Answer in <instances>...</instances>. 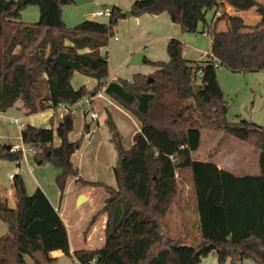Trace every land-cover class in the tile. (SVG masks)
I'll return each mask as SVG.
<instances>
[{
    "label": "trees",
    "instance_id": "trees-1",
    "mask_svg": "<svg viewBox=\"0 0 264 264\" xmlns=\"http://www.w3.org/2000/svg\"><path fill=\"white\" fill-rule=\"evenodd\" d=\"M222 1L136 0L132 16L167 13L185 32L209 34L213 51L200 61L187 59L183 41L173 37L167 62L145 58L157 67L153 73L109 81L108 54L101 49L126 18L121 7L113 4L106 22L86 19L68 27L62 6L74 0H0V113L19 102L26 115L69 107L104 88L140 125L127 149L109 117L118 159L116 186L105 185L101 212L107 213V222L100 248L71 252L68 227L58 210L41 188L29 194L18 175L17 210L0 211L8 228L0 237V264H27V256L33 264H53L57 258L51 252L56 250L83 264H201L211 253L217 254L219 264L228 259L232 264L245 259L264 264V124L228 120L229 104L217 76L220 66L264 71V20H237L219 29L213 22L225 13ZM252 1L264 13V5ZM30 5L39 7L35 22L21 18ZM209 13L214 17L208 18ZM75 72L95 78L97 86L75 89ZM55 113L50 122L58 116ZM75 115L63 114L56 128L29 124L21 131L25 144L43 148L35 154L37 160H51L60 169L57 182L62 193L69 177L79 179L72 156L81 144L69 140ZM203 129L222 131L258 149L259 174L237 175L212 161L194 160ZM55 136L60 140L57 146ZM22 157L9 144H0V160L20 164ZM189 178L199 217L200 241L195 245L174 242L166 228V217L181 196L180 185Z\"/></svg>",
    "mask_w": 264,
    "mask_h": 264
},
{
    "label": "rangeland",
    "instance_id": "rangeland-1",
    "mask_svg": "<svg viewBox=\"0 0 264 264\" xmlns=\"http://www.w3.org/2000/svg\"><path fill=\"white\" fill-rule=\"evenodd\" d=\"M115 1L107 0V4L112 6ZM236 1L238 6L242 4L241 6L243 7L239 6L241 9L244 11L248 10L247 17L251 18V22H255L256 20L252 15L254 13H252L251 9L255 12L262 11V9L259 6H255L252 0ZM256 1L264 3V0ZM96 2L97 0H89L80 4H64L62 11L63 20L66 25L73 27L80 23V21L86 20L88 18L87 14L91 10L97 6H99L98 8L103 7L100 3L96 4ZM208 17L211 18L212 13H209ZM95 18L97 20L109 19L105 16ZM38 19L39 7L36 5L27 7L23 21L35 22ZM117 29L118 26L115 30V35L109 41L110 45L117 42L115 40L116 36L122 40ZM186 33V37H192L191 39L193 40L192 42L186 41L190 40V38H185L184 48L187 51L185 52V57L191 60L207 58L212 47L211 37L202 33ZM113 65L115 64L113 63ZM77 75H80L81 78L86 77L81 74ZM217 76L228 100V120L247 119L263 125L264 71L239 72L231 70L226 66H220L217 69ZM89 78L93 81V78ZM73 82L78 86L75 78ZM87 84L90 85V83ZM105 104L104 100H98L95 108L93 105V111L97 112L99 123L91 120V112L88 111L83 102L73 107V112L76 114L75 125L74 131L69 134V140H79L81 144L80 148L72 156V161L79 170V179L69 177L63 193L57 182L60 169L48 159L39 163L40 161L37 160L36 155L29 150L23 153L19 165L16 162L5 161L0 166L1 184L9 186L11 182L9 175L16 170L17 174L24 179L25 187L29 194H32L39 187L48 195L54 206L60 208L65 217L70 231L71 243L77 249L88 248V246L98 247L103 244L105 228L102 224L101 216L103 212H101V209L105 204V197H107L105 185L115 186L114 166L118 159V152L112 140L109 117L111 118L112 116L113 123L118 126L124 147L127 149L133 144L132 134L138 126V121L135 118L126 117L115 110L109 116L103 107ZM50 110L52 113L56 112L58 114L54 118V121L50 122L49 120V124L56 128L63 115L60 114L58 109ZM45 115H33V124L44 128L49 126L48 121H46L47 119L44 118ZM14 116H19V118L23 119L26 114L17 113ZM12 118L14 117L12 116ZM20 133L21 128L16 124L10 123V116H0L1 143L9 145L20 144L26 148H31V145L25 144L22 141ZM202 133L200 147L192 153L194 160L217 161L227 168H232V171L238 175L259 173L258 149L234 137H224L222 131L219 130L203 129ZM91 134L92 137L90 138ZM59 143V138L55 136L54 145L57 146ZM36 150L38 154L43 152V148H37ZM242 160L248 161V168H242ZM187 173L190 175L189 170H187ZM180 186L181 196L176 199L175 205L166 217L167 233L174 242L195 245L200 241V234L198 230L199 217L194 186L191 184L190 178ZM12 188L10 187L13 191ZM87 191L91 193L89 197L83 194ZM13 194L11 193L12 197H14ZM81 195L87 196V199L78 205V199ZM92 231H95L94 243H90L88 240V234ZM25 259L27 260V264H33L30 257L27 256ZM53 264L76 263L72 256L61 253ZM201 264H219L217 254L211 253L204 257ZM225 264H232V262L228 259ZM242 264L258 263L253 259H245Z\"/></svg>",
    "mask_w": 264,
    "mask_h": 264
},
{
    "label": "crops",
    "instance_id": "crops-1",
    "mask_svg": "<svg viewBox=\"0 0 264 264\" xmlns=\"http://www.w3.org/2000/svg\"><path fill=\"white\" fill-rule=\"evenodd\" d=\"M87 1H89V0H87ZM135 1L136 0H116L113 4L121 7L123 9V11H126V10H130L131 6L133 5L132 3H134ZM222 2L226 6L225 7V13L222 14V18L218 14L215 18V21L213 22L214 23L213 25H215L216 27L221 29V28H227L229 24L232 25L237 20L242 21V23L243 22L251 23V18L247 17V11L248 10L244 11L243 9L240 8V7H243V6H241L242 4L239 5L240 6L239 7L236 4L237 3L236 0H223ZM258 2L264 5V3H262L261 1H258ZM99 3H100V5L103 6L102 8L111 7V5L107 4V0H97L96 4H99ZM113 4H112V6H113ZM238 4H240V3H238ZM98 7L99 6H97L95 9L91 10L90 13L87 14V17H88L87 19L96 20V18L93 16V12L98 10V9H101ZM26 10H27V8L25 10H23V12H22V16H21L22 20H23V17L25 16ZM251 10H252V13H254L252 15L254 16L256 21L264 20V13L262 11H256L255 12V11H253V9H251ZM223 15H224V17H223ZM213 17L214 16L212 15L211 18H213ZM98 21L106 22V21H108V19L98 20ZM25 22H31V21H25ZM117 30H118V33L120 34V36L122 37V40L119 39L118 36H116L115 37V40L117 41L116 43L111 44V45L109 44L107 47L101 49L102 53L108 54L109 81H113V80H116L118 78L131 80V78L136 73H142V74L144 73L146 75L151 74L157 69V67L151 63H146L145 58H147L153 62H157V61L167 62L169 60V55L167 52V45H168V41L170 40V38H173V37L178 38V39L182 40L183 43L185 41V38H190V40H186V41L192 42V40H193V39H191L192 37H186L187 33L182 29V27L178 23H174L167 13H162L159 15L145 13L141 16H131L130 18L128 16H126V18L120 20ZM204 34L210 36L209 34H206V33H204ZM211 43H212V47L210 49L211 52L208 54H211L213 51V39H211ZM185 52H187V51L184 48V56H185ZM137 53H143L144 54L142 63L141 64L130 63L132 57ZM202 56H203V54H202ZM200 60H203V59H200ZM200 60H196V61H200ZM113 63L115 65H113ZM77 74H81V73L75 72L73 75V78H72V85L75 89H78L81 86H85L87 89L90 90V89H93L97 86L98 81L95 78H93V81H91V79L88 76L81 78V76L77 75ZM81 75L83 76V74H81ZM74 78L76 79L78 86H76L74 84V82H73ZM87 83H90V85H88ZM93 100H94V108H95L96 104H98V100H104L106 104L103 107L109 116L115 110L117 113H121L126 117L127 116L133 117L130 113H128L121 106L116 104L112 99H110V97L105 94L104 88L96 96H94ZM17 113L18 114L25 113L20 108V102L17 103V105L15 107L8 109L6 112L0 113V116H4V115L10 116V123H12L11 122L12 116L14 118L15 117L19 118V116H14ZM41 114H46L44 118L47 119L46 121H48V124H49V120H50L53 113L50 109H47V110H44V111H41V112H38L35 114H31V115L28 114V116L27 115L24 116V118H25V119L23 118L24 120L21 118L22 123H23V125L21 127V131L29 124L35 125L32 122V116L33 115H41ZM111 118H112V116H111ZM133 118H135V117H133ZM136 121H137V119H136ZM97 122L99 123V118H98ZM137 125L138 126L136 127V130L132 134L133 136L135 133H137L140 130L139 122L137 123ZM35 126H38V125H35ZM50 126L51 125L49 124V126H47V127H50ZM117 128H118V126H117ZM202 134H201V139H202ZM20 137H21V133H20ZM91 137H92V134L90 135V138ZM54 142H55V139H54ZM0 144H6V143L0 142ZM11 145H13V144H10V146ZM213 154H214V152H213ZM5 161H7V160H0V166H1V163L5 162ZM242 161H243L242 168L249 166L248 161H246V160H242ZM214 163H216L219 168L227 169L229 171L233 170L232 168L225 167L223 164H221L217 161H214ZM16 164H18V163L16 162ZM0 170H1V167H0ZM232 172H234V171H232ZM9 176L11 179L9 186L1 184V181H0V211L17 210L16 209L17 208V202H16V196H15V184H14V179L16 176H18L16 170L13 173L11 172V174ZM109 186H112V185H109ZM115 186H116V184H115ZM10 187H13L12 188L13 191L10 189ZM11 193H14L13 194L14 197L11 196ZM83 194H85L89 197V195L91 193L89 191H87V192H84ZM105 199H106V197H105ZM49 200H50V198H49ZM51 203H52V201H51ZM53 206H54V204H53ZM56 209L58 210L60 216L62 217L66 227H68V223H67L65 217L63 216L62 212L60 211V208H56ZM101 219H102L103 227L105 228L106 222H107V213H103L101 216ZM0 231H1L0 237L3 236L4 234H6L8 231L6 224L1 220V218H0ZM67 231H68V236H69V243H71L69 227L67 228ZM88 235H89L88 240L90 241V243H92V242L94 243L93 240L95 238V236H94L95 231H92ZM168 236H169V234H168ZM169 238L172 239L170 236H169ZM104 241H105V235L103 237V244H104ZM72 244L73 243L70 244V251L71 252H74L75 250H80V248L79 249L74 248V246ZM101 246H98V247H94V246L89 247L88 246V248H83V249L91 250V249L100 248ZM61 253H63L61 250L53 251V252H51V257L57 258V256Z\"/></svg>",
    "mask_w": 264,
    "mask_h": 264
},
{
    "label": "built area",
    "instance_id": "built-area-1",
    "mask_svg": "<svg viewBox=\"0 0 264 264\" xmlns=\"http://www.w3.org/2000/svg\"><path fill=\"white\" fill-rule=\"evenodd\" d=\"M111 12H112V9L111 7H104V8H101V9H98L96 11L93 12V16L94 17H102V16H105V17H110L111 15ZM202 76V71L199 70L198 72V77L200 78ZM94 99V97H91V96H86L84 97L83 99H81L79 102L77 101V103H75L74 105H71L69 107H66L64 105H60L58 107V111L60 112V114H65L69 111H73V107H75L78 103L80 102H83L84 103V106L88 109V111L91 112V120L92 121H97L98 120V114L97 112L93 111V107L91 105V101ZM12 123L16 124L19 128L22 127L23 123H22V120L21 118H18V117H15V118H12L11 120ZM11 150L12 151H15V152H22V154L25 152V151H30L31 153L33 154H36L37 153V150L34 148V147H31V148H26L24 145H20V144H15V145H11ZM76 264H83L82 262L80 261H76L75 262Z\"/></svg>",
    "mask_w": 264,
    "mask_h": 264
},
{
    "label": "water",
    "instance_id": "water-1",
    "mask_svg": "<svg viewBox=\"0 0 264 264\" xmlns=\"http://www.w3.org/2000/svg\"><path fill=\"white\" fill-rule=\"evenodd\" d=\"M86 1H87V0H74V2H75L76 4H80V3H83V2H86ZM124 13H125V15L128 16L129 18L132 16V11H131V10H126ZM143 57H144V54H143V53H137V54H135V55L132 57L130 63H132V64H141L142 61H143ZM9 148H11L10 145H9ZM46 155H49V152H47ZM41 162H43V161L40 160L39 163H41ZM86 199H87L86 196L81 195V196L79 197V199H78V205L81 204V203H82L84 200H86Z\"/></svg>",
    "mask_w": 264,
    "mask_h": 264
}]
</instances>
